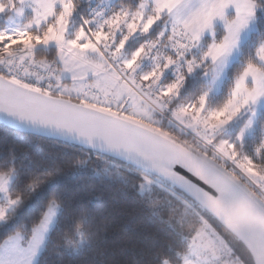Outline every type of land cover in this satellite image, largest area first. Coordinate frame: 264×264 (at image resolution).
I'll return each instance as SVG.
<instances>
[{
  "label": "snow or ice",
  "instance_id": "1",
  "mask_svg": "<svg viewBox=\"0 0 264 264\" xmlns=\"http://www.w3.org/2000/svg\"><path fill=\"white\" fill-rule=\"evenodd\" d=\"M0 124V264H264V0H0Z\"/></svg>",
  "mask_w": 264,
  "mask_h": 264
},
{
  "label": "trees",
  "instance_id": "2",
  "mask_svg": "<svg viewBox=\"0 0 264 264\" xmlns=\"http://www.w3.org/2000/svg\"><path fill=\"white\" fill-rule=\"evenodd\" d=\"M26 135L27 134L19 133L11 128L6 129L2 124H0V137L6 136L9 140L19 139L21 142H24L23 137ZM29 143L31 146L38 147L44 151L56 152L61 150V146L52 140L33 137L30 138ZM102 201L110 211L116 212L118 217L121 219V222H126L137 216L139 213V210L134 202L131 199L122 198L116 190L106 192L102 197Z\"/></svg>",
  "mask_w": 264,
  "mask_h": 264
},
{
  "label": "water",
  "instance_id": "3",
  "mask_svg": "<svg viewBox=\"0 0 264 264\" xmlns=\"http://www.w3.org/2000/svg\"><path fill=\"white\" fill-rule=\"evenodd\" d=\"M20 133V132H19ZM22 134H25V133H22Z\"/></svg>",
  "mask_w": 264,
  "mask_h": 264
}]
</instances>
